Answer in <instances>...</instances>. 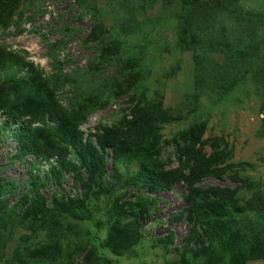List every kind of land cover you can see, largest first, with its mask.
Here are the masks:
<instances>
[{
  "label": "rangeland",
  "instance_id": "obj_1",
  "mask_svg": "<svg viewBox=\"0 0 264 264\" xmlns=\"http://www.w3.org/2000/svg\"><path fill=\"white\" fill-rule=\"evenodd\" d=\"M47 2L57 10L48 24ZM119 2L0 0V46L26 52L92 141L80 158L62 145L22 154L21 121L0 113V264H264V92L250 78L196 96L193 52L175 44L180 0H133L122 48L100 49L112 19L127 18L129 1ZM240 2L264 20V0ZM214 49L205 54L219 74L248 61Z\"/></svg>",
  "mask_w": 264,
  "mask_h": 264
},
{
  "label": "trees",
  "instance_id": "obj_2",
  "mask_svg": "<svg viewBox=\"0 0 264 264\" xmlns=\"http://www.w3.org/2000/svg\"><path fill=\"white\" fill-rule=\"evenodd\" d=\"M106 1L114 5L116 10L120 9V0ZM128 1L127 10H124L127 18L118 16L112 19V24L106 29L107 36L104 38L103 32L101 33L103 44L99 41L100 49H103L105 45H115L118 51L119 47L122 48L124 45L115 39L121 27L133 29L127 19L130 13L133 14L131 4L134 2ZM135 1H139V5L151 6L160 0ZM180 1V10L173 16L175 44L179 49L185 48L193 52V82L196 96L217 92V87L221 86L228 91L240 83L247 82L250 78L255 83L256 90L264 92V20L261 15L250 14L249 8L245 7L240 0ZM74 3L81 6L84 0H74ZM245 18H250L252 21L255 19V23L250 25L248 30L242 24ZM29 20L32 21V18ZM133 20H135L134 15ZM126 31L128 33L127 29ZM42 36L46 37L45 34ZM50 45L52 46L53 43ZM129 45L131 48L134 47L133 50L136 49L143 54L142 46L136 43H129ZM218 45L221 46L220 50L231 55V61H239L242 56L244 64L248 60L246 65H242L241 70H234L229 74H219V68L216 66L210 68L205 49L208 46L213 51ZM57 50L55 48L52 52ZM25 55L26 52L23 50H9L5 46H0V113L4 114L11 123L21 121L20 126L16 127L19 150L22 154L32 152L38 158L49 156L59 148L63 150L62 146H69L73 149L69 150V153L80 158L81 153L77 150L80 144L92 143L91 135L84 138L83 133L76 127V122L69 118L59 104L50 81L43 76L38 65H33L26 60ZM141 56L139 54L137 58H133L131 55L121 59V68L129 63L133 67ZM205 59L208 65L204 62ZM139 73L143 72L140 70ZM36 121H40L41 126H33ZM50 122L53 124L51 125ZM69 163V160L62 159L59 165L70 167ZM242 183L250 190L258 188L254 186V180L244 179ZM261 191L263 194L258 196L257 209L260 211L259 215L264 216V190ZM158 200V197L153 199L154 202ZM12 217V224L19 225L21 218L16 210L12 209Z\"/></svg>",
  "mask_w": 264,
  "mask_h": 264
},
{
  "label": "built area",
  "instance_id": "obj_3",
  "mask_svg": "<svg viewBox=\"0 0 264 264\" xmlns=\"http://www.w3.org/2000/svg\"><path fill=\"white\" fill-rule=\"evenodd\" d=\"M57 16V10L55 6L51 3H45L41 10V19L46 23H50ZM29 24V23H28Z\"/></svg>",
  "mask_w": 264,
  "mask_h": 264
},
{
  "label": "clouds",
  "instance_id": "obj_4",
  "mask_svg": "<svg viewBox=\"0 0 264 264\" xmlns=\"http://www.w3.org/2000/svg\"><path fill=\"white\" fill-rule=\"evenodd\" d=\"M50 124H52V122H50ZM33 125H34V123H33Z\"/></svg>",
  "mask_w": 264,
  "mask_h": 264
}]
</instances>
